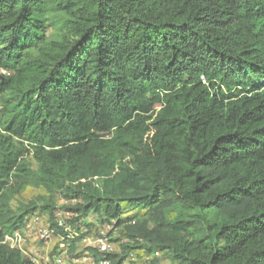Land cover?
Returning a JSON list of instances; mask_svg holds the SVG:
<instances>
[{
    "label": "trees",
    "instance_id": "obj_1",
    "mask_svg": "<svg viewBox=\"0 0 264 264\" xmlns=\"http://www.w3.org/2000/svg\"><path fill=\"white\" fill-rule=\"evenodd\" d=\"M0 66V264L57 193L110 264H264V0H0Z\"/></svg>",
    "mask_w": 264,
    "mask_h": 264
},
{
    "label": "rangeland",
    "instance_id": "obj_2",
    "mask_svg": "<svg viewBox=\"0 0 264 264\" xmlns=\"http://www.w3.org/2000/svg\"><path fill=\"white\" fill-rule=\"evenodd\" d=\"M43 193H45L44 188L27 187L25 190H23L20 199L23 201H28ZM12 202L15 206L16 198H13ZM73 202H75V200H67L62 194L57 193V203L59 207L56 212L60 213V211H66L64 205ZM135 212L136 210L126 205L124 217L133 215ZM49 223L50 222L48 215L40 210L32 214L27 220V224L31 225L30 229L32 231H27L25 229L26 241H24L23 246L25 247V249H27V252L35 257L39 262L54 261L56 258L55 255L59 254L62 249L66 248L62 246V243H72V240H66L62 237L64 233L61 231L56 233L50 239L45 240L41 238L38 231L41 228H49ZM73 227L79 234L84 233L90 235H95L100 231V229L104 228L109 234L112 243H114L119 249H121V243L125 240L121 228L115 227L114 223H111V221H109L105 216L101 217L100 215H97L95 213H91L86 218L76 220ZM77 239V247H75L74 250H70L69 253L71 252L74 254L76 252L75 254H79L84 250V244L80 243L81 240L79 237H77L75 240ZM154 256H157L159 258L158 264H172L163 253L159 252L157 255L147 254L140 249H136L134 251L132 250L131 252H129L127 254L126 262H128L129 264H150Z\"/></svg>",
    "mask_w": 264,
    "mask_h": 264
},
{
    "label": "built area",
    "instance_id": "obj_3",
    "mask_svg": "<svg viewBox=\"0 0 264 264\" xmlns=\"http://www.w3.org/2000/svg\"><path fill=\"white\" fill-rule=\"evenodd\" d=\"M10 74V72L3 67L0 66V78H3L5 75ZM95 179H98V177H95ZM100 182H97L96 185H99ZM74 212L72 211H60V213H57V223L59 226H61L64 230V235L62 237L66 240H73L77 237L80 238L81 242L83 243L85 247H92L95 250H97L99 253H114L120 251V249L112 243L109 234L106 232L104 228L100 229L99 232H97L95 235L90 234H79L77 231L72 227L68 221L71 217L74 216ZM31 225L27 224L26 228L18 230L14 232L13 234H9L5 237L4 242L9 244L12 247H17L24 251L26 254H29L27 252V249H25L24 241H26V232L32 231ZM60 232L58 229L54 228H41L38 233L39 236L45 240L50 239L52 236H54L56 233ZM63 247H66L62 249V251L59 252V254L55 255L54 261H45V262H39L35 257L30 255L33 260L37 264H110V260L107 259L105 256L98 259L96 258L92 253L87 252L83 250L79 254H73L69 253L70 251V244L67 242L62 243Z\"/></svg>",
    "mask_w": 264,
    "mask_h": 264
}]
</instances>
